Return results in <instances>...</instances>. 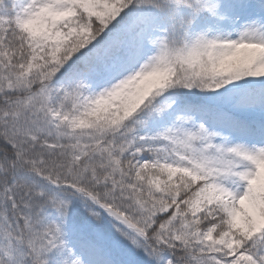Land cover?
<instances>
[{"label": "snow or ice", "instance_id": "6c2138e0", "mask_svg": "<svg viewBox=\"0 0 264 264\" xmlns=\"http://www.w3.org/2000/svg\"><path fill=\"white\" fill-rule=\"evenodd\" d=\"M0 264H264V0H0Z\"/></svg>", "mask_w": 264, "mask_h": 264}]
</instances>
